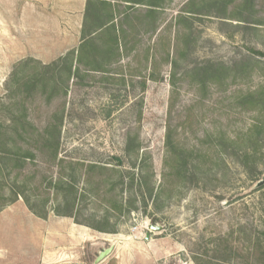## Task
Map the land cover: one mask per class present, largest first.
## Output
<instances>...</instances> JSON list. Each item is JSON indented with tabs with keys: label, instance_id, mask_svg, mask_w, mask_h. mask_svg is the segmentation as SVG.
<instances>
[{
	"label": "rangeland",
	"instance_id": "rangeland-1",
	"mask_svg": "<svg viewBox=\"0 0 264 264\" xmlns=\"http://www.w3.org/2000/svg\"><path fill=\"white\" fill-rule=\"evenodd\" d=\"M87 1L0 0V212L27 197L73 214L96 238L88 263L107 249L109 264H247L264 231V109L245 100L264 87V0H161L153 15L109 0L127 32L104 71L64 59ZM11 222L31 237L30 213Z\"/></svg>",
	"mask_w": 264,
	"mask_h": 264
},
{
	"label": "trees",
	"instance_id": "trees-1",
	"mask_svg": "<svg viewBox=\"0 0 264 264\" xmlns=\"http://www.w3.org/2000/svg\"><path fill=\"white\" fill-rule=\"evenodd\" d=\"M127 2L134 5H148L150 7V12L148 11V14L150 15H153V13L156 11V8L161 7V0H127ZM126 17L128 18V14L126 15ZM116 18L117 17L115 15L114 8L109 0L87 1L82 27V43L78 50L73 49L69 51L64 58L65 61L69 63L70 67H72L76 62L77 65L85 66L87 69H89V71H104L106 69L104 66L106 65V62L110 59V57L116 55V52H120L122 47L120 38L122 34L124 35L127 32V30L122 25L120 27L117 26ZM103 37H105L104 39L106 40V45H99L98 41ZM34 61L35 60H30L29 62ZM108 63L111 64V61ZM245 100H253V103L255 101L256 105L261 107V109H264V87L260 92L250 93L246 95ZM58 139V137L55 139L56 144H59ZM132 143L133 142L131 138L129 139V145L127 147L128 152H131L132 150ZM244 155L247 156V151L244 152ZM12 157V159H16L14 161L18 162L21 159L18 156L16 158L14 156ZM52 184L54 185V189L61 191L63 185H65L66 183L60 179L56 182H52ZM11 191L15 195V199L12 202L13 204L19 200L18 198L21 194L13 188L11 189ZM73 194L74 188L72 187L69 194L65 196L66 205L70 206V208L73 207V204L76 201V196L73 197ZM24 200L27 208L33 214H35L39 218L47 219L49 215V213H47L48 211L40 213V211L37 210V206L32 204L29 198L24 197ZM46 203L43 204L45 205ZM56 215L61 217L74 218V215L70 214L69 212H67L66 214L57 213ZM91 228L99 232H104V230L100 227L92 226ZM233 237L234 231L232 234H229L226 241V255L227 257H229L228 260L231 259L232 256H235L237 254L235 242H232ZM248 243L250 252L253 253L254 257H248L247 264H264V231H261L259 233V236L255 238L249 237ZM228 260H225L223 262H227Z\"/></svg>",
	"mask_w": 264,
	"mask_h": 264
},
{
	"label": "crops",
	"instance_id": "crops-1",
	"mask_svg": "<svg viewBox=\"0 0 264 264\" xmlns=\"http://www.w3.org/2000/svg\"><path fill=\"white\" fill-rule=\"evenodd\" d=\"M21 203L7 207L0 212V216L19 206L23 213H30L34 219L32 235L27 240H21L14 222L5 230L0 223V236L3 237L4 230L5 236L12 238L5 243L0 240V264H94L107 252V249L98 251L93 262L88 263L84 247L87 243L95 246L96 238L87 227L75 224L72 218L55 214L47 219L39 218ZM16 247L22 251L16 254ZM112 254L107 255L100 264H109Z\"/></svg>",
	"mask_w": 264,
	"mask_h": 264
},
{
	"label": "water",
	"instance_id": "water-1",
	"mask_svg": "<svg viewBox=\"0 0 264 264\" xmlns=\"http://www.w3.org/2000/svg\"><path fill=\"white\" fill-rule=\"evenodd\" d=\"M264 185V179L258 183V186L257 187H261ZM110 253V250H107V252H104L97 260L94 264H100V262L107 256L109 255Z\"/></svg>",
	"mask_w": 264,
	"mask_h": 264
}]
</instances>
